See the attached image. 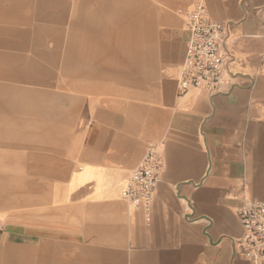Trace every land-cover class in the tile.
Here are the masks:
<instances>
[{
    "label": "crops",
    "instance_id": "0c3cea01",
    "mask_svg": "<svg viewBox=\"0 0 264 264\" xmlns=\"http://www.w3.org/2000/svg\"><path fill=\"white\" fill-rule=\"evenodd\" d=\"M225 23L232 84L179 94L187 16ZM151 207L122 191L148 145ZM264 0H0V264H264Z\"/></svg>",
    "mask_w": 264,
    "mask_h": 264
},
{
    "label": "built area",
    "instance_id": "2783aa9c",
    "mask_svg": "<svg viewBox=\"0 0 264 264\" xmlns=\"http://www.w3.org/2000/svg\"><path fill=\"white\" fill-rule=\"evenodd\" d=\"M187 17L190 38L179 78V94L194 88L213 95L225 93L232 84L229 63L233 58L225 23L213 19L201 3ZM164 169L161 147L148 145L140 165L130 174L122 191L129 205L145 210L147 221L151 219V207ZM240 200L238 218L243 235L237 252L246 259L261 260L264 258V201L252 200L247 195Z\"/></svg>",
    "mask_w": 264,
    "mask_h": 264
}]
</instances>
